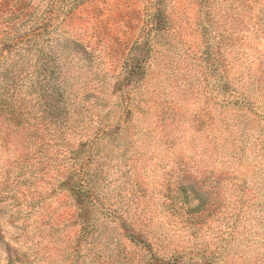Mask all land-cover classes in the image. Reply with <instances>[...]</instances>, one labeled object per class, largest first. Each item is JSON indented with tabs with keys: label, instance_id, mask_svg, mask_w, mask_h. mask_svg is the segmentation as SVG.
I'll return each mask as SVG.
<instances>
[{
	"label": "rangeland",
	"instance_id": "1",
	"mask_svg": "<svg viewBox=\"0 0 264 264\" xmlns=\"http://www.w3.org/2000/svg\"><path fill=\"white\" fill-rule=\"evenodd\" d=\"M54 1L61 8L51 37L67 35L82 45L68 70L81 90L67 98L66 116L85 114L79 105L88 97L89 125L97 127L103 116L112 126L125 111L119 89L135 100L130 122L96 163L103 171L97 173V196L111 216L94 211L95 235L88 243L79 240L78 207L58 186L68 167L59 154L68 147L48 145L43 160L31 162L34 173L19 178L0 149V264H173L168 259L177 251L185 255L174 264H264V133L245 143L247 158L240 163L222 151L230 133L242 140L257 120L264 124V22L255 24L264 0ZM154 1H162L169 26L151 52L143 82L126 86L120 80L124 58L141 38ZM226 80L232 96L246 91L254 104V121L248 118L239 132L237 124L226 129L239 112L222 103ZM98 96L103 107L93 105ZM77 133L65 134L70 148ZM16 152L10 149L11 160ZM186 178L187 196L179 190ZM126 220L146 244L128 235ZM196 249L213 256L194 257Z\"/></svg>",
	"mask_w": 264,
	"mask_h": 264
},
{
	"label": "trees",
	"instance_id": "2",
	"mask_svg": "<svg viewBox=\"0 0 264 264\" xmlns=\"http://www.w3.org/2000/svg\"><path fill=\"white\" fill-rule=\"evenodd\" d=\"M33 1L0 0V149L4 150L8 156H6L7 164L16 170L14 177L19 178L22 173H34L31 162L35 156L42 161L48 145L52 148L68 147L66 153L59 154L61 156L59 160L67 162L68 167L65 177L58 186L69 192L71 199L78 207L81 225L79 240L88 243L89 239L95 235L97 218L94 217V211L102 209L103 215L111 216L110 207L105 206L97 196V173L102 175L103 171L96 163L101 157L106 158L102 151L105 150L106 144L114 142L120 126L130 122L129 106L135 98L130 95V92L122 89L123 87L119 89L121 97L119 107L125 108V111L112 126L103 123V116L97 117V127L89 125L91 117L87 115L89 113L87 110L90 109L91 99L88 97L79 105L86 113L68 118L64 112L70 103L67 98L75 97L81 90L77 86V80L68 73V70L75 64V54L82 45L67 35L63 36L61 41L51 37L52 33L57 31L53 18L60 12V3L56 4L54 0H50L44 5L40 2L34 4ZM263 17L264 12L255 18V24L264 22ZM168 26L169 22L162 1H154L141 38L131 43L124 58L120 80L126 81V86L133 84L136 86L143 82L144 70L151 52ZM220 89L224 94L222 103L232 104L239 110L237 114H234L233 120L227 122L226 129L232 130L234 124L241 128L238 132L242 130V127L247 129L249 124L247 119L253 121L255 119L254 104L249 94L245 91L236 99L235 95L232 96L228 80L220 84ZM225 94H227V100ZM231 97L233 99H230ZM101 98V96L94 97L93 105L96 103L103 107ZM75 102L74 100L73 103ZM261 118L264 121V117ZM256 123L258 125L252 126L250 132H243L242 140L239 135L234 137H231V133L227 135L222 151L228 159H236L235 161L240 163L239 160L244 161L247 158L243 155L245 153L243 150L246 149L245 143H251L254 138L264 133V127H259L264 124H259L258 120ZM41 128L43 132L40 131ZM76 129H79V133L76 132L79 139L75 141L74 147L70 148L65 134L75 135L73 130ZM50 138L54 144L48 141ZM32 147L36 151L31 149ZM11 148L17 149L12 160L10 158L12 156H9ZM211 151L215 152V147H212ZM56 159L53 158L51 161L55 162ZM93 170L96 171L94 175ZM8 171L6 170L7 173ZM185 183H189L188 178L180 181L179 190L187 196L188 186ZM240 186L242 185H236L235 188L239 190ZM260 189L264 191V184ZM193 192L198 194L196 189ZM186 198L190 201L189 196ZM186 204V201L180 204L179 210ZM171 209L174 212L177 211L175 207ZM124 222H128L129 226H125V230H130L131 233H128L130 237L138 235L141 237L140 241L144 240L143 244L147 243L141 231L134 230V223L128 220ZM196 250L194 257L204 256L203 258L209 261V257L213 256V254L206 255L205 249ZM148 251L151 252L150 257H157L151 247ZM184 255L177 251L172 253L168 261L174 264ZM191 259L192 257L189 260Z\"/></svg>",
	"mask_w": 264,
	"mask_h": 264
}]
</instances>
